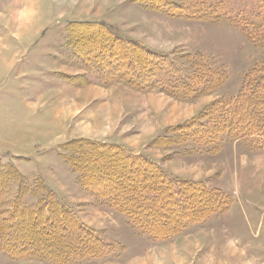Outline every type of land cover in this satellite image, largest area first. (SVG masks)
Wrapping results in <instances>:
<instances>
[{
  "label": "rangeland",
  "instance_id": "rangeland-1",
  "mask_svg": "<svg viewBox=\"0 0 264 264\" xmlns=\"http://www.w3.org/2000/svg\"><path fill=\"white\" fill-rule=\"evenodd\" d=\"M262 1L0 0V221L12 206L17 215L34 211L45 197L104 242L61 264H264V149L253 136L196 132L213 126L220 101L241 92L251 69L264 67ZM88 20H106L169 62L141 87L101 72L79 54V29L97 28L71 23ZM110 144L222 192L225 207L170 236L147 233L81 179L84 149L109 159ZM49 234L65 249L80 240L70 226ZM5 235L0 264H59L11 255Z\"/></svg>",
  "mask_w": 264,
  "mask_h": 264
},
{
  "label": "trees",
  "instance_id": "trees-1",
  "mask_svg": "<svg viewBox=\"0 0 264 264\" xmlns=\"http://www.w3.org/2000/svg\"><path fill=\"white\" fill-rule=\"evenodd\" d=\"M168 3L170 9L174 6L177 12L184 11L182 4L173 1ZM201 3L199 7L203 8ZM187 7L190 8L185 12L195 10L192 6ZM71 23L83 28H97L91 33H88V29H79V54L85 56L87 52V63L96 65L101 72L107 71L110 76L115 74L118 79L141 87V83L149 81L148 78L153 75L157 64L162 66L169 62L166 55L117 34L101 21ZM187 82L192 86L189 80ZM185 87L182 86V89ZM195 123L197 121L193 120L184 123L182 127ZM198 129L201 131L196 130L197 133H202L203 137L208 134L209 139L220 130H227L233 137L253 136L258 147L264 149V67L251 69L245 77L241 92L231 99L220 101V111L218 117L214 118L213 126ZM91 143L87 140L75 142L77 145ZM108 149L110 151L107 152L114 154L109 159L94 155L92 151L88 153L84 149L86 157L82 154L83 157L78 163L81 179L87 188L104 197L112 207L149 234L162 238L170 236L185 224L197 222L226 205L227 197L222 192L209 189L200 183L173 177L149 157L132 154L116 144H110ZM50 205L48 198L44 197L34 211H19L17 215L13 206L8 212L5 211L6 217L0 221V231L6 234L3 249L14 252L11 254L14 256L31 253L61 264L71 259V251L80 249L73 257L81 259L84 255L95 254L104 246V242L78 219L72 216L73 221H70L66 215L68 212L62 207L54 210ZM53 214L58 216L53 219ZM2 216L1 214L0 217ZM17 219L19 222L15 225ZM59 226L76 229L79 242L75 241L71 247L65 249L59 238L55 237L57 240L54 241L50 234L45 235L50 229ZM6 230L8 232L5 233ZM75 243L77 244L73 247ZM65 250H68L67 255Z\"/></svg>",
  "mask_w": 264,
  "mask_h": 264
},
{
  "label": "crops",
  "instance_id": "crops-1",
  "mask_svg": "<svg viewBox=\"0 0 264 264\" xmlns=\"http://www.w3.org/2000/svg\"><path fill=\"white\" fill-rule=\"evenodd\" d=\"M99 21H101V22H103V23H106V24L110 25L106 20H99ZM110 26H112V25H110ZM112 27H113V26H112Z\"/></svg>",
  "mask_w": 264,
  "mask_h": 264
},
{
  "label": "bare ground",
  "instance_id": "bare-ground-1",
  "mask_svg": "<svg viewBox=\"0 0 264 264\" xmlns=\"http://www.w3.org/2000/svg\"><path fill=\"white\" fill-rule=\"evenodd\" d=\"M25 11V10H24ZM31 13V12H30ZM22 19V18H21Z\"/></svg>",
  "mask_w": 264,
  "mask_h": 264
}]
</instances>
